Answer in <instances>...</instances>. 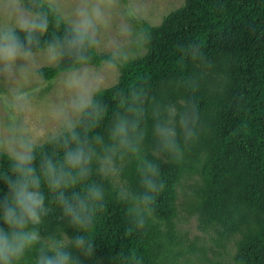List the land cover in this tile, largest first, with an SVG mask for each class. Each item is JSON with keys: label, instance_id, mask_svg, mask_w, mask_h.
<instances>
[{"label": "trees", "instance_id": "16d2710c", "mask_svg": "<svg viewBox=\"0 0 264 264\" xmlns=\"http://www.w3.org/2000/svg\"><path fill=\"white\" fill-rule=\"evenodd\" d=\"M50 31L60 29L50 25ZM193 44L203 61L187 57ZM143 46V55L119 65L114 85L95 93L76 130L82 138H106L116 116L132 118V97L143 99L138 126L164 183L156 196L157 219L136 228L116 196V183L137 189L135 160L119 162L116 182L93 171L90 179L104 186L105 199L91 230L95 251L85 264H264V0H185L148 28ZM102 55H94V63ZM62 68L63 62L44 66L38 74L51 80ZM167 102H191L201 115V134L181 165L153 153L152 111ZM61 151L45 141L34 163L41 156L58 160ZM7 169L0 155V170ZM43 190L48 214L42 234L71 232L55 200L48 199L52 194ZM182 213L195 216L211 246H198L179 230Z\"/></svg>", "mask_w": 264, "mask_h": 264}, {"label": "clouds", "instance_id": "9594fccd", "mask_svg": "<svg viewBox=\"0 0 264 264\" xmlns=\"http://www.w3.org/2000/svg\"><path fill=\"white\" fill-rule=\"evenodd\" d=\"M157 6L151 0H0V77L9 82L38 74L37 64L60 65L59 83L67 100L50 108L57 127L44 140L60 147L61 157L41 156L40 140L21 115L31 107L29 93L12 84L7 99L15 113L0 124V155L8 160L0 170V264H85L93 256L92 226L103 208L104 186L90 179L93 171L109 182L118 181L120 161H136L137 189L116 183V196L138 229L154 223L156 196L164 188L156 159L144 150L143 99L132 97L127 111L118 115L107 137L82 138L78 117L87 116L104 76L135 58L147 43ZM167 9L163 14H167ZM50 25L60 29L50 31ZM104 34L107 38L101 39ZM104 54L98 63L94 55ZM186 55L204 60L193 44ZM208 66V65H207ZM202 131L196 104L167 102L152 111L150 134L153 153L181 165ZM80 184L79 189H73ZM47 193L52 195L71 232L42 234L48 214Z\"/></svg>", "mask_w": 264, "mask_h": 264}, {"label": "rangeland", "instance_id": "374dc122", "mask_svg": "<svg viewBox=\"0 0 264 264\" xmlns=\"http://www.w3.org/2000/svg\"><path fill=\"white\" fill-rule=\"evenodd\" d=\"M185 0H151L157 7L154 9V15L158 18L155 25H159L164 17L172 10L178 8L184 3ZM167 9V14H163ZM107 37L102 34L101 39L105 40ZM145 53V47L142 45L138 49V54L135 56L143 55ZM100 54H104L101 52ZM47 65L37 64V70ZM55 66V65H52ZM120 70L117 67L114 73H110L104 76L100 90L114 85L119 78ZM15 83L23 92L29 93L31 98V107L28 111L21 115L22 119L28 122L30 130L33 135L37 136L40 143H44V137L50 130L57 127L56 119L50 114V108L62 101L67 100V92L59 83L58 75L51 80H46L40 76V74H27L22 78L14 82H9L0 77V124L8 117L15 115L6 96V89ZM80 117H78L79 119ZM178 228L185 234L188 240H192L196 245L200 246L204 244L211 246V241L208 236L203 234L197 228V221L195 216L187 217L182 213L178 219ZM232 252V249H231Z\"/></svg>", "mask_w": 264, "mask_h": 264}]
</instances>
